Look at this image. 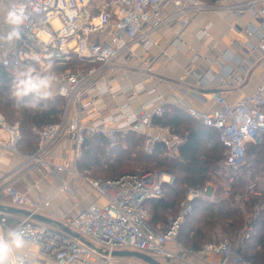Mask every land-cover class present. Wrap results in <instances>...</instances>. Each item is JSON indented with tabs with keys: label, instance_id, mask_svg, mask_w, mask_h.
Masks as SVG:
<instances>
[{
	"label": "built area",
	"instance_id": "obj_1",
	"mask_svg": "<svg viewBox=\"0 0 264 264\" xmlns=\"http://www.w3.org/2000/svg\"><path fill=\"white\" fill-rule=\"evenodd\" d=\"M228 0H25L31 12L30 26L25 28L15 47L0 46V63L11 76L12 68L20 61L33 59L44 66L45 58H55V71L59 87L65 94L55 97L65 99V110L59 123L43 127L33 125L31 132L38 140L33 153H24L19 148L22 138L19 121L10 123L0 112V147L15 155L23 156L25 164L32 163L36 172L68 171L69 179L61 180L57 192L75 195L71 181L82 175L78 160L87 135L99 134L113 138L129 131L144 137L143 151L153 154L162 144L168 156L179 154L184 139L169 126L155 123V118L165 113L156 86L147 89L143 82L120 86L115 78H106L116 60L126 54L130 59H139L137 51L149 50L154 42L150 33L164 26L179 23L174 30L178 48L184 46L180 35L199 14L225 5ZM7 8V0H4ZM246 11L264 19V0H246ZM4 11L0 7V16ZM68 13H74L69 16ZM3 25H0V30ZM253 30L248 34L252 35ZM50 37L44 45L38 34ZM207 35L204 30L201 37ZM264 38V34H262ZM149 70V69H148ZM156 83H158L156 81ZM149 96L143 99L142 95ZM84 99L82 100V96ZM93 95H95L93 97ZM111 95L126 96V102L111 112L89 110L96 97ZM86 98L89 100L87 101ZM190 117L205 126L217 130L224 146V165L241 168L247 157V145L264 141V81L251 94L230 102L220 93L213 95L210 109H196L178 105ZM67 136L74 141V166L51 161L48 151L52 145ZM102 201L83 206L76 214L66 216L62 222L92 244L68 233L58 232L34 215H45L51 206V197L33 198L14 186L7 187L11 203L30 212L16 219L13 226L28 225L30 245L43 255L47 264H112L116 250H132L152 255L158 259H179L182 253L205 258L217 256L222 264H252L237 252L228 240L205 244L194 251L177 241L181 223L193 211V202L198 198L215 201L210 186L203 190L188 188L181 204L179 218L172 222L151 227V213L146 203L165 196V186L172 185L175 177L165 171H138L117 178L83 177ZM39 185L36 188L39 189ZM8 214L0 213V226L8 220ZM166 230L168 231L166 233ZM174 244V248L170 245Z\"/></svg>",
	"mask_w": 264,
	"mask_h": 264
},
{
	"label": "crops",
	"instance_id": "obj_2",
	"mask_svg": "<svg viewBox=\"0 0 264 264\" xmlns=\"http://www.w3.org/2000/svg\"><path fill=\"white\" fill-rule=\"evenodd\" d=\"M245 2L246 0H228L219 8L199 14L182 30L180 37L185 44L181 48L173 44L176 38L174 30L180 27L178 22L151 32L149 37L154 45L145 51L139 48L138 60L122 54L112 66L115 71L106 75V78L117 79L120 86L143 82L147 89H151L157 84V92L153 96H160L161 103L177 108L178 105H184L207 110L212 107L215 93L224 95L230 102L253 93L264 81V38L261 36L264 34V19L246 11ZM253 28L254 33L249 35L248 31ZM204 30L207 35L201 37ZM119 72L121 73L117 76ZM142 97L149 98L146 94ZM96 98L94 107L89 110L91 113L111 112L126 102L125 95ZM61 139L52 145L47 157L70 168L75 161L74 141L67 136ZM24 162L23 156L0 147L1 205L16 207L7 194L8 186H14L36 199L51 197V206L46 210L45 216L59 221L76 214L85 205L102 201L83 178V174L72 179L71 186L75 195L69 196L64 192H57L61 180L69 179L68 171L39 174L34 164ZM36 185L40 186L39 189ZM8 216L7 222L3 224L5 227L13 226L21 214ZM170 217L169 215L167 220L155 222L153 226L167 223ZM170 246L174 248V244ZM31 250L37 252L33 246ZM38 258L41 264H47L43 255ZM132 259L116 257L112 264H133L130 262ZM137 261L138 264H145L141 260ZM163 261L166 264H222L217 256L205 258L188 253H182L179 259Z\"/></svg>",
	"mask_w": 264,
	"mask_h": 264
},
{
	"label": "trees",
	"instance_id": "obj_3",
	"mask_svg": "<svg viewBox=\"0 0 264 264\" xmlns=\"http://www.w3.org/2000/svg\"><path fill=\"white\" fill-rule=\"evenodd\" d=\"M10 79L11 76L0 63V112L10 123L20 122L22 138L19 148L24 153H33L38 140L31 132V127L61 122L65 99L57 96L48 102V111L29 112L7 99ZM154 121L171 127L184 139L177 156H168L162 144L156 146L153 154H146L143 151V135L134 131L125 134L128 144L116 143L114 146H111V139L91 134L86 136L82 146L79 171L85 177H89L87 173H106L108 177L104 178H117L138 171H165L172 174L175 182L165 186V196L146 203L151 213V227L155 222L165 221L169 215L179 213L188 188L203 190L211 181H218L216 200L198 198L193 202V211L184 217L177 241L188 249L198 251L207 243L229 238L237 252L252 264H264V185L262 180H257L264 179V141L247 145L246 160L248 155L251 159L247 170L242 168L238 173L231 167L223 166L225 149L216 129L205 126L170 104L165 105V113ZM255 155L257 157L253 158ZM225 172L226 176L222 177ZM246 176L255 180L248 183ZM223 184L233 187L230 198L223 196ZM249 186L254 189L252 194H248L250 190H245ZM243 193L249 195L244 205L245 211L239 204L232 203L235 194ZM244 212L250 215L247 220ZM248 228L252 229L248 231ZM241 230L243 233L240 234Z\"/></svg>",
	"mask_w": 264,
	"mask_h": 264
},
{
	"label": "clouds",
	"instance_id": "obj_4",
	"mask_svg": "<svg viewBox=\"0 0 264 264\" xmlns=\"http://www.w3.org/2000/svg\"><path fill=\"white\" fill-rule=\"evenodd\" d=\"M30 21L31 12L25 0H7V8L0 16V25H3L0 30V46L15 47L23 30L30 26ZM38 39L44 45L50 43V37L44 33L38 34ZM55 63V58L48 56L44 66H40V62L35 59L14 65L7 87V99L32 113L48 111V102L55 99L57 89L59 94H65V89L59 87ZM30 233L31 227L28 225L0 226V264H41L31 250L27 238Z\"/></svg>",
	"mask_w": 264,
	"mask_h": 264
},
{
	"label": "water",
	"instance_id": "obj_5",
	"mask_svg": "<svg viewBox=\"0 0 264 264\" xmlns=\"http://www.w3.org/2000/svg\"><path fill=\"white\" fill-rule=\"evenodd\" d=\"M0 212L1 213H8V214H21L24 216L30 215V212L26 209H19L13 206H4L0 204ZM34 218L37 220H40L46 224H48L52 229H55L58 232H64L68 233L70 235H73L76 238H79L80 240L86 242L87 244L91 243L87 241L84 237H82L80 234L77 232L73 231L71 228L68 226H65V224L62 221L52 219L50 217H47L45 215L37 214L34 215ZM179 218V214L172 216V222H176L177 219ZM168 231L166 230V233ZM113 255L115 257H123V258H136L138 260H141L145 264H166L165 261L162 259H158L152 255L145 254L142 252L138 251H132V250H116L113 252Z\"/></svg>",
	"mask_w": 264,
	"mask_h": 264
},
{
	"label": "rangeland",
	"instance_id": "obj_6",
	"mask_svg": "<svg viewBox=\"0 0 264 264\" xmlns=\"http://www.w3.org/2000/svg\"><path fill=\"white\" fill-rule=\"evenodd\" d=\"M0 7L2 8V10L3 11H5L6 10V7H5V4H4V0H0ZM123 70V69H122ZM121 70V71H122ZM121 72H119L118 74H117V76L120 74ZM95 95H93V97H94ZM84 99V95L82 96V100ZM65 106H66V104H65ZM64 115V114H63ZM62 140V139H61ZM60 140V141H61ZM59 141V142H60ZM143 141H144V137H143ZM58 142V143H59ZM116 143H118V144H120V143H123V144H128L127 143V137H125V134L124 135H121V134H116V136L115 137H113V138H111V146H114ZM170 157H172V156H170ZM257 156L255 155L253 158H256ZM251 159V156H249L248 155V158H247V160H246V163H245V165H244V167L242 166L241 168H238V169H233V170H235V171H237L238 173H240L241 172V170H242V168L243 169H246L247 170V167H248V165H249V160ZM224 163V162H223ZM223 166L225 167V168H227L224 164H223ZM87 176H89L88 178H95V177H102V178H104V177H108V175L106 174V173H102V174H100V173H98V174H94V173H87ZM222 177H225L226 176V172L225 173H222V175H221ZM216 179V178H215ZM246 180H247V182L249 183L251 180H255V179H251L249 176H246ZM258 181L259 180H262V183H263V185H264V179L262 178V179H257ZM230 181V180H229ZM232 182V181H231ZM219 183H218V181H211L209 184H208V186H210L211 187V189H212V194H214V196H215V200H216V197H217V195H216V190L218 189V185ZM223 187H224V192L222 193L223 194V196L224 197H228V198H230L231 197V194L234 192L233 190V187L230 185V184H223L222 185ZM241 188H244V186L243 187H241ZM246 191H249L248 192V194H252V191L254 190L253 188H252V186H249V188L248 189H245ZM253 194H255V193H253ZM234 200H233V204L235 205H237V204H239L240 205V207H241V209L243 210V211H245V207H244V205H245V202L247 201V200H249V195H247V193H243V195L242 194H235L234 195V198H233ZM244 214L246 215L245 216V218H246V220L248 219V217H250V215L249 214H246V212H244ZM252 228H248V231H250ZM243 230H244V228H243ZM243 230H241L240 231V234L241 233H243L242 231ZM248 234V233H247ZM229 239V238H228ZM230 240V239H229ZM130 262H133V264H138L137 262H139V261H137V259H135V258H133L132 259V261H130Z\"/></svg>",
	"mask_w": 264,
	"mask_h": 264
}]
</instances>
